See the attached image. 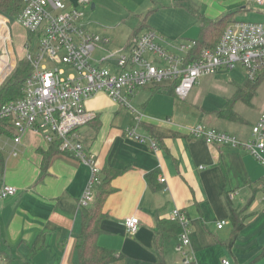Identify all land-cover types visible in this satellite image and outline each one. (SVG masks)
I'll return each instance as SVG.
<instances>
[{
  "label": "crops",
  "instance_id": "crops-1",
  "mask_svg": "<svg viewBox=\"0 0 264 264\" xmlns=\"http://www.w3.org/2000/svg\"><path fill=\"white\" fill-rule=\"evenodd\" d=\"M131 1L141 12L155 7L139 13L137 25L146 15V29L138 35L154 32L171 52L168 45H187L199 37L201 18L214 20L236 13L234 22L264 23V6L256 0ZM176 7L197 26L191 34H175L185 42H165L163 34L147 19L162 12L169 13L164 15L169 20ZM164 34L169 35L168 31ZM0 52L2 73L7 53L15 60L17 57L12 43ZM238 68L220 69L200 78L185 100L177 99L169 84L127 95L129 107L104 93L85 99L83 107L90 121L77 130L84 149L101 177L104 169L118 172L111 181L113 192L103 205L97 238L100 247L117 257L110 264H183V252L192 255L194 264H222L223 260L264 264L262 166L241 148L208 145L187 135L189 128L201 125L241 141L252 139V127L264 116V108L253 104L257 94L249 106L234 104L239 121L215 116L233 97L235 86L244 83L235 79L236 75L225 74ZM222 75L229 76L228 85H217V77ZM208 91L214 96L207 95ZM13 137L10 131L0 138L4 160L0 190L3 185L17 189L15 196L0 198V251L5 252L0 255V264L9 260L12 264H77L79 200L88 183L89 168L69 154H49L50 145L36 132L25 131L18 144ZM151 141L157 143L156 151L151 149ZM227 202L244 222L231 246ZM175 209L183 211L189 220L187 246L181 243L179 225L171 220ZM129 217L139 221L134 235L124 226ZM220 222L224 224L218 229Z\"/></svg>",
  "mask_w": 264,
  "mask_h": 264
},
{
  "label": "built area",
  "instance_id": "built-area-1",
  "mask_svg": "<svg viewBox=\"0 0 264 264\" xmlns=\"http://www.w3.org/2000/svg\"><path fill=\"white\" fill-rule=\"evenodd\" d=\"M68 1L23 0L24 7L16 22L26 33L23 58L30 63L32 72L24 83L22 97L1 107L0 119L9 124L15 144L30 130L40 134L48 145L58 144L60 152L73 156L89 168L88 183L79 200L80 208H87L94 201L101 171L86 153L77 132L90 121L83 107L85 99L104 93L114 102L129 107L127 95L149 86L169 84L173 95L185 100L200 78L220 69L237 67L243 69L246 79L254 81L264 67V23L227 25L214 51L184 65L185 55L193 43L168 45L174 51L171 52L163 46V39L151 31L132 37L127 45L106 55L111 41L78 24L82 13L68 8ZM91 1L78 2L88 5ZM256 3L264 6V0H256ZM8 22L0 15V33L4 29L7 31L2 38L6 46L10 44ZM100 54L102 56L98 57ZM7 55L0 82L16 64L15 59ZM251 134V140L241 141L234 135L201 125L187 131L189 137L202 139L208 145L241 148L264 170L263 117L252 127ZM150 146L154 151L158 148L155 141H151ZM164 181L160 179L161 183ZM16 193L15 187L3 185L0 198L13 197ZM171 220L179 225L181 243L187 246L190 230L186 214L175 209ZM223 224L220 222L217 228L221 229ZM138 225L136 217L124 220L130 235L137 232ZM182 255L183 264H194L192 255L185 252ZM222 264L230 263L223 260Z\"/></svg>",
  "mask_w": 264,
  "mask_h": 264
},
{
  "label": "trees",
  "instance_id": "trees-1",
  "mask_svg": "<svg viewBox=\"0 0 264 264\" xmlns=\"http://www.w3.org/2000/svg\"><path fill=\"white\" fill-rule=\"evenodd\" d=\"M23 7V0H0V15L8 20L16 21ZM200 21L201 26L199 37L192 41L193 46L185 55L184 65L202 59L205 53L214 51L226 26L229 23L236 21V13H229L214 20L201 18ZM145 29L146 15L138 23L131 38L137 36ZM31 72L32 67L30 63L24 58L20 59L19 57L13 72L0 86V109L2 106L22 97L24 83L31 75ZM262 83H264V67L258 72L254 81L247 79L242 85H236L233 97L227 101L223 109L215 112V116L218 119L227 121H239L240 118L233 109L234 104L236 102H242L249 106L251 100L257 94L258 87ZM10 131V126L6 120L0 119V138L9 135ZM48 153L53 154L62 152L58 150V144H52L50 145V151ZM3 165L4 160L0 152V171H2ZM103 173V177L100 178V183L95 188V197L92 205L88 208L83 207L80 209L81 231L76 238L77 264H110L117 259L114 252L100 247L97 243V238L100 233L99 224L104 216L102 210L103 205L108 196L113 192L111 181L118 172L104 169ZM150 177L151 176L149 175L148 179H150ZM227 208L229 221L232 225V232L229 241V246H231L238 233L243 229L244 222L240 213L236 212L229 202H227ZM177 231L180 235L181 230L179 227ZM157 249L159 250L158 247ZM1 254L5 255V252L0 251V255ZM159 259H161V252L159 253ZM7 264H12V262L9 260Z\"/></svg>",
  "mask_w": 264,
  "mask_h": 264
},
{
  "label": "rangeland",
  "instance_id": "rangeland-1",
  "mask_svg": "<svg viewBox=\"0 0 264 264\" xmlns=\"http://www.w3.org/2000/svg\"><path fill=\"white\" fill-rule=\"evenodd\" d=\"M78 1L79 0H69L67 3V7H73L82 13V17L79 19L78 24H81L85 28V30L93 34L100 35L101 37L108 38L112 42L111 46L108 47V52L105 53L106 55L113 51L115 48L124 47L126 45V43L131 38L133 31L137 27L139 13L144 14L145 12H147V10L155 8L154 6H151L149 9L141 12V9H136L135 7H132V5L134 6V4L131 5V0H92V2H90L88 5L79 4ZM91 7H93V9ZM168 14L162 12L161 14L156 13L157 16L155 18L152 19L149 17L147 19L148 24L153 23L156 26L154 30L158 31L159 34H163V36L165 37V42H180V40H182L183 38L178 37L175 34H179L183 31H188L190 32L189 34H191V32L197 26L195 22L190 20L186 12L180 11L179 9H177V7L176 10L171 11L170 19L166 20L167 18H165V16ZM8 21L9 22L7 26L10 35L9 43H12L13 50L17 57L15 62H17V59H19V57L20 59L23 58L24 55L21 49L23 42L25 41V33L16 21ZM165 31H168L169 35L164 34ZM6 34L7 31L5 29L2 30L0 33V50H4L6 47L2 40V38L5 37ZM163 46L165 47V45ZM1 55L2 53L0 52V58H2ZM101 56L102 54H100V56L98 57ZM54 68L55 67L53 66V69ZM236 72H238L239 74ZM225 74H233L232 76L236 75L235 79L239 80L241 84L247 80L244 76L243 70L239 68L236 69L234 73L226 71ZM9 75H7L0 82V86ZM228 77V75H222L220 77H217V85H228ZM214 88L217 87L214 86ZM207 95L214 96V93L208 91ZM253 104L259 109L264 108V83L260 84V86L258 87L257 97L253 100ZM241 107L245 106L242 104ZM262 117L264 119V116ZM262 117H260V119Z\"/></svg>",
  "mask_w": 264,
  "mask_h": 264
}]
</instances>
